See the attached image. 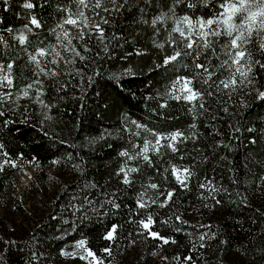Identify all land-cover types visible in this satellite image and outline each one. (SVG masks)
<instances>
[{
  "label": "trees",
  "instance_id": "1",
  "mask_svg": "<svg viewBox=\"0 0 264 264\" xmlns=\"http://www.w3.org/2000/svg\"><path fill=\"white\" fill-rule=\"evenodd\" d=\"M24 2L9 0L5 5L0 0V63L14 61L13 87L0 89L13 93L0 103L2 264H89L92 258L81 260L80 254L86 253L74 249L80 240L104 264H264V101L253 99L254 89L264 90V69L256 67L254 85L232 93L231 99L219 93L206 96L210 111L204 112L198 107L189 111L190 105L168 95L178 77L194 75L192 57L157 66L173 53L169 33L174 21L184 15L210 18L220 10L216 0L208 7L196 0L194 8L187 6L191 0H134L118 12L105 0L109 12L96 16L86 10V14L97 22L100 17L109 21L101 24L108 51L93 39L91 51L85 52L84 41L73 40L85 59L52 64L47 57L46 70H55L57 75L38 77V69L28 61L29 52L56 46L62 56L73 58L74 54L59 46L56 34L65 16L61 9L74 11L75 5L72 0H31L35 7L24 9ZM163 13L170 19L154 28L152 20ZM33 15L41 27L30 24ZM26 24L33 31L26 33L28 42L21 46L15 37ZM172 38L180 39L177 33ZM215 50L225 58L219 44ZM203 51L212 64H220L211 49ZM254 58L264 60V55L257 51ZM226 75L218 69L213 79ZM36 79L41 83L30 90V96L16 99L20 89ZM193 87L206 89L207 85L194 80ZM38 89L43 92L40 99L50 107L34 100ZM221 101L229 112L217 114L223 107ZM133 121L150 131L137 129ZM151 132L160 136L181 132L183 137L176 142L175 152L166 146L150 149L149 163L137 154L145 140L155 141ZM168 143L161 140L162 145ZM125 150L135 158L121 157L119 153ZM174 166L191 172L187 187L171 175ZM23 167L33 168L36 179L56 180V184L41 201L37 219L15 231L7 226V222L14 226L8 216L13 202L9 184ZM121 167L137 169L129 173L127 185L117 175ZM153 183L157 189L150 187ZM213 187L217 191L211 192ZM167 192L173 197L162 208L159 203ZM142 193L149 206L138 208ZM149 215L151 231L167 238L168 244L147 233L138 234L144 231L139 222ZM113 225L117 226L116 239L105 240ZM202 234H206L204 241ZM131 244L138 245L133 254L129 253ZM106 247L111 248V255L104 251ZM62 249L75 252V258L60 255ZM158 250L161 255L153 257Z\"/></svg>",
  "mask_w": 264,
  "mask_h": 264
},
{
  "label": "snow or ice",
  "instance_id": "2",
  "mask_svg": "<svg viewBox=\"0 0 264 264\" xmlns=\"http://www.w3.org/2000/svg\"><path fill=\"white\" fill-rule=\"evenodd\" d=\"M3 4L7 5L9 0H2ZM134 0H108V3L111 4L112 10L120 11L125 7V5L131 6ZM176 2H185V0H176ZM205 7H208L212 0H201ZM72 3L75 5V10L71 8H63L62 12L65 13V16L61 22L57 25L60 31L56 34V38L59 46L63 47L66 51L74 54L72 59H67L62 56L61 52L57 50L56 46H49L43 48H37L35 52H29L28 61L29 63L35 65V68L38 69L36 72L37 77L44 73L45 75L56 76L57 72L55 70H46V65L43 63L45 58L51 57V60L48 63L55 64L57 60H67L68 63H74L75 57H79L80 60H84L85 56L77 50V47L73 45L72 41H84V51H91L89 47L90 42L95 39L100 44H102L103 51H108V43H106V36L103 27L101 24H107L109 21L105 17H100V22H97L93 19L92 16L86 14V10L94 13L96 16L100 15V11L109 12V7L105 0H72ZM216 4L219 6V11L213 13L210 18H199L193 19L189 15H184L183 17L177 18L174 23L175 26L172 27L169 33V42L174 46L173 53L171 55H166L163 60V65H157L158 67L167 66L176 62L184 57H192V62L194 64V75L191 77H178L173 85L172 90L168 93L171 99L177 101H184L191 107L189 111L196 109H202L204 112H209L210 108L206 107L205 97L213 96L216 93L221 95H228L231 99V94L237 92L238 90L243 91V89L248 88L249 85H254L255 75L254 69L259 67L264 69V60L259 58H254V53L259 51L261 55H264V0H216ZM216 4H213L212 7L215 8ZM189 8H194L197 6L196 0H191L187 3ZM35 5L31 0H25L23 3L24 9H33ZM99 10V11H98ZM173 15L175 13L173 12ZM167 19H170L167 13H163L152 20V26L155 28L158 23L164 22ZM147 23V21H145ZM30 24L36 28L41 27L39 20L35 15L31 17ZM65 25L71 26V29L66 28ZM74 30V31H73ZM9 32H12V29H8ZM33 31L32 27H29L27 24L25 28L16 35L15 39L19 42L21 46L25 45L28 42V36L26 33H31ZM55 31V30H53ZM172 33H177L180 37L179 41L172 38ZM220 38L223 39L221 42ZM111 39H116L115 36H112ZM3 41V37H0V42ZM66 42V43H65ZM110 42V41H109ZM219 44L223 59L221 55L216 52L215 45ZM182 45V47L180 46ZM157 47L164 48V44H157ZM211 49L212 54L216 56L217 59H220V64L214 65L204 54L203 50ZM143 53L138 52L137 55H142ZM204 56V60L201 61L200 57ZM13 62L7 63L6 65L0 63V89H11L13 87V78H12V69ZM188 67V65H185ZM218 69H223L227 75L223 79H213L216 76V71ZM199 70V71H196ZM223 75V73H221ZM119 77H117L118 79ZM92 77H89L91 80ZM196 80L197 83H202L207 85L206 89H198L193 87V81ZM39 79L33 80L31 83H28L16 94V99L21 97H29L30 90L35 89L37 84H40ZM214 89V90H213ZM256 95L253 97L254 100L264 101V90L254 89ZM43 92L38 89L34 100L44 107H50L47 104H44L43 100L40 99ZM13 93L11 91L0 92V103L6 102L12 97ZM223 105L222 109L217 110V114L220 110L227 113L229 109L224 101H221ZM243 104V101H242ZM165 107L166 105H161ZM243 106H247L243 104ZM3 113H0L2 115ZM216 117L213 116V119ZM137 129H143L146 131L144 125L133 121ZM195 127V125H193ZM239 128H236L235 131H239ZM251 131V129H249ZM139 135V133H136ZM151 135L155 136V141L145 140L143 147L140 150V153L137 155H142L145 161L151 163L147 153L150 149L159 151V147H168L172 151H177L175 144L180 138L183 137L181 132H173L169 136H160L155 132H151ZM161 140H168L167 145H162ZM255 141H253L254 143ZM2 148V146H0ZM4 155H7L4 153ZM121 157H127L129 160L134 159L135 157L130 155L127 150L121 151L119 153ZM6 163L8 161H5ZM56 163V161H53ZM13 167L16 165L13 163ZM79 168V165H75ZM136 168H126L121 167L118 176H122V182L127 185L131 183L129 179V173L136 172ZM171 175L175 177L177 182L187 187L186 181L191 175V172L187 169H179L173 167L171 170ZM236 181H234L235 183ZM152 189H157L158 185L153 183L150 185ZM211 192L217 191L215 187L210 189ZM143 193L141 194V199L137 201L138 208H145L149 205L142 200ZM173 193L167 192L165 194V199L160 201V207H166L167 203L172 199ZM114 207H119V205L114 204ZM156 203V201H153ZM219 203V201H217ZM179 220V217H176ZM167 222V221H165ZM153 225V218L151 215L147 217L146 220L139 222V226L144 230L139 235L147 233L152 239H158L163 242V244H168L169 240L160 236L158 233L151 231V226ZM117 226L113 225L110 230H108L103 237L105 240L114 241L116 239ZM213 234V238H214ZM206 234L200 236V240L204 241ZM174 242V241H173ZM86 241L80 240L77 241L74 245V249L79 250L83 249L86 255L80 254L79 258L85 260L88 257H91L92 260L89 264H104L103 260H100L94 252L86 247ZM201 247H204L201 244ZM7 251V249H6ZM108 255H111V248L106 247L104 249ZM60 255L62 256H73L75 258V252H67L61 250ZM186 259H191L190 257ZM167 260V257H165ZM3 256H0V264H2Z\"/></svg>",
  "mask_w": 264,
  "mask_h": 264
},
{
  "label": "rangeland",
  "instance_id": "3",
  "mask_svg": "<svg viewBox=\"0 0 264 264\" xmlns=\"http://www.w3.org/2000/svg\"><path fill=\"white\" fill-rule=\"evenodd\" d=\"M55 184L56 180L52 182H43L36 179L33 168H21L19 172L12 177L9 184V191L13 198V202L8 211V216L14 223V226L7 222L8 228L12 227L16 231L18 226L22 225L28 227L31 225L29 222L32 220L34 221L39 216L41 201L50 196ZM137 246V244H131L129 253H135ZM160 255L161 251L158 250L153 257H158Z\"/></svg>",
  "mask_w": 264,
  "mask_h": 264
}]
</instances>
